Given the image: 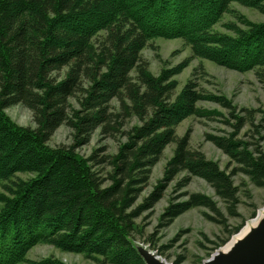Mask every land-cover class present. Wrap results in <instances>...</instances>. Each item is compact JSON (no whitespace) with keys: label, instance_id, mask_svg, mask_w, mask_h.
Instances as JSON below:
<instances>
[{"label":"trees","instance_id":"obj_1","mask_svg":"<svg viewBox=\"0 0 264 264\" xmlns=\"http://www.w3.org/2000/svg\"><path fill=\"white\" fill-rule=\"evenodd\" d=\"M235 2L264 14V0H0V264L26 262L38 244L82 253L97 264H145L130 236L141 214L181 173L188 175L180 188L193 177L203 178L233 217L240 203L235 175L245 174L264 188L259 144L208 135L236 163L228 172L191 147L189 132L177 134L187 117L213 116L199 102L231 103L199 90L193 80L176 94L178 81L172 77L178 69L155 76L143 56L154 38H182L195 56L218 65L239 71L264 67V23L245 19L232 8ZM227 13L247 29L228 22L224 26L234 35L214 30ZM18 104L33 112L35 128L20 127L5 115ZM131 116L141 125L127 132L119 154L100 160L113 166L111 184L104 185L90 164L96 153L83 159L76 149L99 128L114 137ZM63 125L73 129L74 143L51 148L49 141ZM173 143L164 178L136 205ZM25 173L32 176H19ZM196 207L227 226L214 199L202 193L171 201L161 219L169 224Z\"/></svg>","mask_w":264,"mask_h":264},{"label":"rangeland","instance_id":"obj_2","mask_svg":"<svg viewBox=\"0 0 264 264\" xmlns=\"http://www.w3.org/2000/svg\"><path fill=\"white\" fill-rule=\"evenodd\" d=\"M232 8L241 16L253 23H264V14L255 8L243 6L237 2ZM235 22L242 29V24L233 14L227 13L222 20L214 26V30L234 35L224 24ZM144 58L149 62V70L155 76H162L170 70L178 69L172 79L178 81L175 91L178 94L185 84L193 80L201 91L226 98L230 107L220 105L213 101H201L198 106L211 110L213 116L200 117L191 115L183 120L177 127V134L183 136L190 133V145L193 149L202 151L205 156L217 162L228 172L237 166L230 156L215 145L208 135L234 137L248 144H259L264 150V67L249 71H239L218 65L217 63L194 55L190 46L182 38L157 37L150 41V45L143 50ZM163 74V75H164ZM136 76V73L133 72ZM74 108H78L75 99H71ZM113 105L119 109L115 100ZM6 116L20 127L35 128L33 112L22 104L13 105L4 110ZM241 119L243 127L239 129L238 121ZM239 123V124H240ZM141 125L136 116H131L122 124L120 132L114 137L103 134L101 128L97 129L88 144L76 149V154L83 159L96 153L91 161L94 170L105 181L104 185L111 184L113 166L101 163L106 154L115 156L119 154L121 144L128 139L127 132L134 126ZM74 143L73 129L67 125L61 126L49 141L51 148L72 146ZM176 145H169L160 162L153 168L149 183L136 201V205L143 202L164 178V171L168 161L172 158ZM106 151H103V150ZM187 172L181 173L168 187L164 197L156 205L144 211L137 219V231L130 236L131 243L143 244L156 251L164 247L165 253L161 256L172 264H204L218 249L226 245L232 237L239 233L246 224L254 219L259 210L264 208V188L255 186L245 174L233 177L239 186L240 203L237 207L238 216L229 215L227 203L215 192V189L203 178L193 177L189 184L183 188L179 183ZM21 178H29V173L19 174ZM0 190L1 187H0ZM191 193H202L210 196L216 202L227 226L209 220L205 213L214 214L205 207L193 208L177 217L173 222L166 224L161 218L165 207L171 201L187 199ZM1 207V204H0ZM255 214V215H254ZM242 225L239 232L229 235L236 226ZM227 240L226 243L224 241ZM152 241V242H150ZM155 244V245H153ZM50 261L49 264H97L82 253L66 252L51 244H38L27 254V261L19 264H33ZM56 262V263H52Z\"/></svg>","mask_w":264,"mask_h":264},{"label":"water","instance_id":"obj_3","mask_svg":"<svg viewBox=\"0 0 264 264\" xmlns=\"http://www.w3.org/2000/svg\"><path fill=\"white\" fill-rule=\"evenodd\" d=\"M261 210H264V208ZM261 210H259V212ZM259 222V226L254 227V229L251 230L253 233L262 229V232L257 237L248 239L233 257L225 258L222 256L220 259H216V261L212 264H264V218ZM133 246L142 257L145 264H172L165 258L163 259V257L156 251L150 249L149 246L143 244H133ZM220 249H218L209 259H207L204 264H208L215 254H220ZM150 254L153 256H150ZM151 257L153 259H151Z\"/></svg>","mask_w":264,"mask_h":264},{"label":"bare ground","instance_id":"obj_4","mask_svg":"<svg viewBox=\"0 0 264 264\" xmlns=\"http://www.w3.org/2000/svg\"><path fill=\"white\" fill-rule=\"evenodd\" d=\"M263 211L264 210H261L257 217H255L254 219L250 220L246 224V226L242 228V230L239 233L235 234L232 237V239L220 249V254H215L212 257V260H210V262L208 264L214 263L216 261V259H220L222 256L225 257V258L233 257L235 254H237L239 249L244 245V243L248 239L257 237L262 232V229L259 230V231H255L253 233H252L251 230H253L254 227H258L259 226V223H260L259 221H261L264 218V212ZM247 237H249V238H247ZM150 256H153V255L150 254ZM151 259H153V258L151 257Z\"/></svg>","mask_w":264,"mask_h":264}]
</instances>
